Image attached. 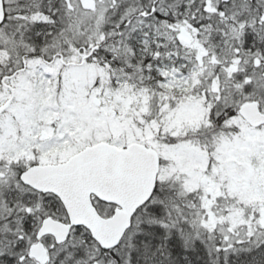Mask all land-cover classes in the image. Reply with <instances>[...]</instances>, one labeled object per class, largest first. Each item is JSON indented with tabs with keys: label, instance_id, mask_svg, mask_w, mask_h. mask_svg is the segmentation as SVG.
Segmentation results:
<instances>
[{
	"label": "snow or ice",
	"instance_id": "6c2138e0",
	"mask_svg": "<svg viewBox=\"0 0 264 264\" xmlns=\"http://www.w3.org/2000/svg\"><path fill=\"white\" fill-rule=\"evenodd\" d=\"M0 264H264V0H0Z\"/></svg>",
	"mask_w": 264,
	"mask_h": 264
}]
</instances>
